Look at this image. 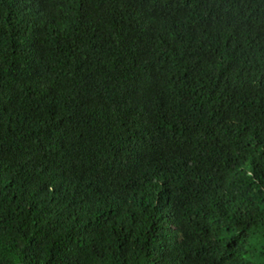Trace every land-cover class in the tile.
<instances>
[{
	"label": "trees",
	"instance_id": "trees-1",
	"mask_svg": "<svg viewBox=\"0 0 264 264\" xmlns=\"http://www.w3.org/2000/svg\"><path fill=\"white\" fill-rule=\"evenodd\" d=\"M0 264H264V0H0Z\"/></svg>",
	"mask_w": 264,
	"mask_h": 264
}]
</instances>
